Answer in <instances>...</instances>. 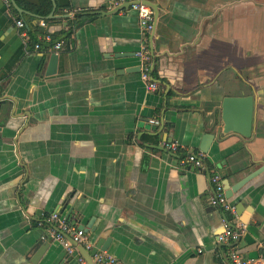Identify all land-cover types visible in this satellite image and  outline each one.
Here are the masks:
<instances>
[{
  "label": "crops",
  "instance_id": "obj_1",
  "mask_svg": "<svg viewBox=\"0 0 264 264\" xmlns=\"http://www.w3.org/2000/svg\"><path fill=\"white\" fill-rule=\"evenodd\" d=\"M111 1L55 0L41 27L0 0V264H80L41 238L52 212L83 227L89 252L109 238L102 252L123 264H230L210 173L233 207L235 248L264 254V0H150L154 90L139 76L137 12L104 13ZM69 8L86 20L58 52L33 50L15 26L55 33ZM226 96L254 97L250 137L213 126ZM190 152L204 169L179 164Z\"/></svg>",
  "mask_w": 264,
  "mask_h": 264
},
{
  "label": "built area",
  "instance_id": "obj_2",
  "mask_svg": "<svg viewBox=\"0 0 264 264\" xmlns=\"http://www.w3.org/2000/svg\"><path fill=\"white\" fill-rule=\"evenodd\" d=\"M7 7L11 8L10 0H2ZM128 5V9H133L137 12V23L139 30L143 36L139 49L136 51V57L139 60V76L145 84L147 90H154L157 87V82L151 77V71L154 64V55L151 47V37L155 29L154 13L147 0H112L108 5V9H115ZM72 17L76 10L71 9L67 11ZM41 27H45L44 20L39 21ZM15 26L21 31V36L24 39H29V34L25 30V23L22 19L15 21ZM51 35L48 32H43L38 35L37 42L33 44V50H39L41 47L40 41L50 42ZM54 52H58L63 47V41H55L51 46ZM164 147L171 152L177 150V144L175 142L165 144ZM181 166L190 164L195 168L204 169L203 154L200 152L187 153L183 158L179 160ZM208 180L212 185V195L209 198L208 203L218 208L221 213V231L216 236V242L227 246V258L230 264H264V254L256 258H248L243 256L235 248L234 243L240 237V231L237 227L231 224L228 218V213L233 211V207L229 205L225 196L224 188L221 182V177L217 173H210ZM38 227L45 229V234L42 235V239L46 240L48 237L57 243H59L69 255L76 253L77 260L80 264H88L84 257L79 253L77 247L73 245L75 242L81 245L85 250H90V243L86 239L85 231L83 227L79 226L76 221L70 220L68 217H64L57 212H52L45 218L37 222ZM94 263L96 264H123L116 260L112 256L100 251L92 256Z\"/></svg>",
  "mask_w": 264,
  "mask_h": 264
},
{
  "label": "water",
  "instance_id": "obj_3",
  "mask_svg": "<svg viewBox=\"0 0 264 264\" xmlns=\"http://www.w3.org/2000/svg\"><path fill=\"white\" fill-rule=\"evenodd\" d=\"M52 2V10L47 18H52L53 13L55 11V0H51ZM11 6L20 14H29L31 16H35V14L26 11L19 7L15 0H10ZM147 3L153 10L154 13V20L158 14L157 6L147 0ZM123 7L127 8L128 5L125 4ZM119 10V8L108 10L104 13H111ZM77 14L74 13L72 17ZM71 17V18H72ZM57 58L58 55L56 53H52L50 55V59L48 62L47 74H52L56 70L57 65ZM5 99L0 96V107L5 104ZM254 110V97L253 96H240V97H231L226 96L223 98L220 111L215 110L212 112V124L213 126H217L219 129H222V133H229L234 132L244 137H250L252 134V116ZM206 171V170H205ZM109 238H99L97 240L95 246L91 249V251L85 250L81 245L76 244L75 242L73 245L77 247L79 253L84 257L88 264H96L94 263L91 258L95 253L100 251H106L108 248ZM221 246V244H220Z\"/></svg>",
  "mask_w": 264,
  "mask_h": 264
},
{
  "label": "trees",
  "instance_id": "obj_4",
  "mask_svg": "<svg viewBox=\"0 0 264 264\" xmlns=\"http://www.w3.org/2000/svg\"><path fill=\"white\" fill-rule=\"evenodd\" d=\"M15 1L17 5L22 9L31 10L35 14L39 15L45 21V23L51 21V19L46 18V16L49 14L52 8L51 0H34V1L15 0ZM11 9L14 10L12 6ZM71 9L72 8H69L68 10ZM56 10H59V6L56 7ZM85 20H86L85 16H82L81 14L77 13L74 17L70 18V20L66 22L65 28L50 34L52 38L50 42L40 41V44L44 42L48 46H52L55 41H59V40H62L63 42H65V44H67L73 34L74 29L79 25L83 24ZM26 28L30 37L34 39L35 42H37L36 36L40 33L36 31L35 26L30 23L29 24L27 23Z\"/></svg>",
  "mask_w": 264,
  "mask_h": 264
}]
</instances>
